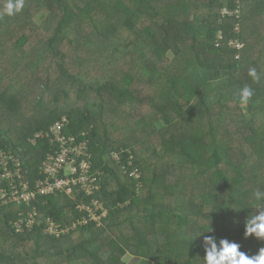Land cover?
<instances>
[{
  "label": "trees",
  "instance_id": "16d2710c",
  "mask_svg": "<svg viewBox=\"0 0 264 264\" xmlns=\"http://www.w3.org/2000/svg\"><path fill=\"white\" fill-rule=\"evenodd\" d=\"M5 2L0 8V32L25 20L33 8L48 9L42 25L45 37L37 53L31 51L34 58L26 63L31 71L27 74H36L43 61L51 64L46 56L53 55L51 50L63 41L78 42L89 53L87 60L77 63L76 73L82 68L89 73L92 64L100 65L103 74L93 88L99 93L97 100L73 105L69 90L79 98L91 86L82 84L61 58L54 61L52 56L56 75L37 85L39 94L28 107L42 118L30 129L25 126L28 121L22 126L10 122L28 103V93L17 109L22 91L14 81L16 75L7 83L0 81V124L7 123L0 127V147L22 156L36 177L49 145L43 139L32 143L30 138L67 117L66 131L85 132L93 168L103 172L94 195L108 214L101 227L91 222L54 237L44 234L40 223L17 232L14 223L20 207L0 203V264H118L124 251L134 256L129 264H150V257L155 264H201L206 235L217 242L234 240L250 255L264 247V240L244 236L246 218L256 214L258 206L264 207L253 189L258 184L264 191V68L259 72L264 63V0H24L23 9L14 16L3 15ZM223 7L236 11L222 15ZM219 30L223 37L216 46ZM230 39L243 42L239 59L228 45ZM27 42L29 38L21 34L16 40L18 51ZM26 59L22 56L21 62ZM120 62L127 66L117 68ZM188 66L189 75L181 77L178 72ZM249 68L258 70L261 79H247L254 94L243 105L236 93L246 86L242 77ZM195 79L208 84L199 85ZM210 83L217 91L206 90ZM48 99L54 109L44 108ZM108 106L119 114L125 112L132 136L140 139L124 143L114 138L111 128L117 126L113 120L106 123ZM215 106L219 111L208 113ZM137 107L138 116L133 117ZM142 107L150 110L146 119L138 112ZM202 113H208L207 118ZM262 120L260 129L256 124ZM166 127L175 132L152 142L151 136ZM14 128L29 137L24 152L9 136ZM138 141L143 142L142 153H136ZM120 150L127 179L120 178L119 166L109 164L110 153ZM35 155L38 160L33 164ZM129 156L131 165H126ZM133 168L138 169L141 183L147 177L149 183L143 185L148 193L142 209L128 210L138 201L136 179L129 176ZM46 198L45 204L36 202L40 215L51 214L62 224L86 214L65 195ZM155 198L160 200L153 202ZM117 229L125 239L122 243L113 234Z\"/></svg>",
  "mask_w": 264,
  "mask_h": 264
},
{
  "label": "built area",
  "instance_id": "2783aa9c",
  "mask_svg": "<svg viewBox=\"0 0 264 264\" xmlns=\"http://www.w3.org/2000/svg\"><path fill=\"white\" fill-rule=\"evenodd\" d=\"M234 11H236L234 8H221L222 15H230ZM222 37V32L219 30L216 46L220 44ZM228 45L236 50L234 57L239 59V50L243 47V42L230 39ZM68 127L69 120L62 116L48 127L36 131L34 137L30 138L32 143L43 139L49 145L38 164L36 177L29 173L27 167L25 169L22 167L17 153L10 148L0 147V203L15 204L20 207L18 211L20 217L14 223L17 232L31 229L35 223H40L44 234L60 237L91 222L99 225L100 221L107 217L108 209L94 195L101 187L100 175L103 172L93 168V157L85 132L68 133L66 131ZM110 160L120 168L124 167L121 169L126 172L121 150L111 152ZM126 165H131V156ZM129 172V176L134 178L139 173L137 168ZM56 193L70 198L75 202V209L79 212L85 211L86 214L77 217L69 224L60 223L51 214L40 215L36 202L45 204L46 197ZM81 196L89 199L81 200ZM25 208L28 210L25 211Z\"/></svg>",
  "mask_w": 264,
  "mask_h": 264
},
{
  "label": "rangeland",
  "instance_id": "374dc122",
  "mask_svg": "<svg viewBox=\"0 0 264 264\" xmlns=\"http://www.w3.org/2000/svg\"><path fill=\"white\" fill-rule=\"evenodd\" d=\"M3 2H4V0H0V8L3 5ZM235 3L238 4V2H235ZM47 15H48V9L47 8H40V9H34L33 8L28 13V17H26L25 20L19 22V24L13 25L9 30H6L5 32H0V81L2 83H7L11 78L14 77V75H16V80H14V81L19 86H21L22 93H21V97L18 99V103H17L15 108L18 109L19 108L18 106H21V101L23 102L25 99V93H28V96H29V98H26V99H28V103L27 104L24 103L22 105V107H20V114L18 116H14L10 120V122L13 123L12 125H14V123H15V125L22 126V124H23L22 121H28L29 123L25 124V126H28V128L30 129L31 127H33L37 123L36 120H39L40 118H42V117H39V113L37 112L38 110L35 111L31 106L28 107V105H29V103L33 104L35 99L37 98V96L39 94L37 85L40 83V81L41 80H44V81L48 80V78H50L52 81L56 75L55 70L58 67L56 66L55 62H52V56L54 57V61H59V59L61 58L62 64H66L68 70L70 69L71 71H73V73H74V75H76V77L82 78V80H83L82 84L91 86L90 88H87L84 91V93H81V97H79V98H75L74 93L70 92V90H69L70 99L68 101H70L71 104H73V105H76L78 103L84 104L88 100L95 101V100H97V98L99 96V93L97 91H95L93 88L95 86L99 85L97 80L100 82V80H101L100 76L103 74V70L100 67V65H94L92 67V64H91L90 69H89V73H85L83 71V68H82V70H80V73H76L77 63L79 61H82V59L87 60L88 59L87 56L89 55L88 51L85 48H83V46L78 42H73V43H69L68 41L61 42L58 45L56 51L51 50L53 55L51 54L49 56H46V57L50 58L51 64L46 62V61H43L41 64L37 65V68L39 65H41V66H40L39 71H37L36 74H33V73H31V75L27 74L26 71H29V70L26 69V63L29 61V59L34 58L33 54H31V53L32 52L37 53L38 49L41 47V45L43 43L41 41V39H43L45 37L44 36L45 32L42 29V25H43L44 20L47 17ZM39 27H41V28H39ZM29 28H33L34 33H29L28 32ZM21 34L26 35L29 38V42H27L23 46V48L20 51H18L19 47L17 46L16 40L18 39V37ZM73 38H75V36H73ZM81 39H83V37ZM59 55H60V57H59ZM22 56L27 57L25 63L21 62ZM34 60H36V59H34ZM118 65H120V66H118ZM83 66H85V65H83ZM116 66H118L117 68H122V67L127 66V63L126 62H120ZM93 68H96V69H93ZM262 68H264V63L260 65L259 72H261ZM29 72H31V71H29ZM178 74L181 77L185 76V78H186L189 75V66L185 69H182V70L180 69V72H178ZM249 78H251V77L249 76L248 73L242 77L246 86L250 87L251 86L250 83L247 82V79H249ZM224 79L226 81H228L227 77H224ZM200 81L204 82V80H200ZM200 81L196 80L197 84L204 85ZM205 84H208V83H205ZM208 88L212 92L217 91L216 88L211 87V83H210V85H208L206 87V90ZM100 92H102V91H100ZM63 100H65V99H61V101H63ZM51 102H52V100L48 99V101H46V103L44 104V108L47 107L46 109H54L55 104H54V102H53V104H51ZM229 104L234 105L235 102L233 101V103H229ZM243 105H245V104H243ZM107 109H108L107 114L109 116V119L106 120L107 121L106 123H109L111 120L116 122L117 129L111 128V132H112L115 139H117L119 141L122 140L124 143H126V142L132 143L134 141L136 142L137 138L140 139V137L134 138L132 136V132H131L132 124L125 117V112H122V113L120 112V114H119L118 110L113 109V107H111V106H108ZM137 109H138V107L133 110V117L138 116V115H136ZM110 111H114V112L111 113ZM149 111L150 110H148V108L142 107L138 112L146 119L147 117H149ZM217 111H219V108L217 106H215V107H212V109L209 110L208 113H214ZM32 113H34L36 115H30ZM40 113H43V112H40ZM208 113H202V116L207 118ZM45 114H46V112H45ZM154 114L156 115V117L158 116L157 113L154 112ZM204 117H202V119H205ZM0 118H1V116H0ZM261 122H263V120L258 121L256 124L257 127H259L260 129H261V125H263V124H261ZM6 124L7 123L2 122L3 126L0 124V127L6 128ZM198 127L203 129L204 126H198ZM166 128L169 129L167 132L165 131ZM166 128L159 130V132H157V134L154 133L153 136H151V141L152 142L158 141V139L162 138V136H167L170 133V131L175 132L174 129L171 127H166ZM10 130H12V131H9V136L11 137L12 141L16 142L19 145L20 149L24 152L30 143L29 137L26 138V136H25L26 132H24V134L22 136H20V132H21L20 129H18L16 132L14 131V130H16V128L10 129ZM149 130L153 131V128H150ZM154 137H155V139H154ZM244 144H246V143H244ZM135 148H136V153H142L143 152V142L138 141ZM17 156L19 157V159L22 163V167L25 169L26 166H25V163L23 161V157L20 156L19 154H17ZM32 158L33 159H31L30 161L33 164H36L37 160H38L37 156L35 155ZM109 164L111 166L116 165L112 162ZM121 168L124 169V167H121ZM122 169H121L122 173L120 174L121 175L120 178L122 177L124 179H127L125 176V170L123 171ZM129 174H130V172H129ZM135 179H136L135 180L136 181L135 191H136V194L138 197V201L131 203V206L129 207L128 210L142 209V205L146 201V193H148V189H146V186H145L146 183H149L148 181L146 182L147 177L145 176V178H143L144 182L142 181V183H141L139 181L140 174L138 173V175L135 176ZM143 183H145V185H143ZM253 184H256V183H253ZM256 185L257 186L253 185V187H254L253 189L262 191V188L259 187L258 184H256ZM154 189H156V187H154ZM224 195H225V192H224ZM159 200L160 199L155 198L153 200V202H157ZM121 205L122 204H120V206ZM13 209H15V207ZM125 212L128 215V211H125ZM104 221L105 220H102V221H100L99 225H94V226L95 227H101L102 225H104ZM113 234L117 237L118 243H122V241L125 240L120 236V232L118 229L114 230ZM129 241L132 242L131 239H129ZM133 260H134V256L131 255L130 253L124 251L120 255V259L118 261V264H122V263L123 264H129ZM148 262L150 264H155L154 259H152L151 257L148 258ZM201 264H205V261L203 263V260H201Z\"/></svg>",
  "mask_w": 264,
  "mask_h": 264
},
{
  "label": "clouds",
  "instance_id": "9594fccd",
  "mask_svg": "<svg viewBox=\"0 0 264 264\" xmlns=\"http://www.w3.org/2000/svg\"><path fill=\"white\" fill-rule=\"evenodd\" d=\"M24 7V0H6L3 15L14 16ZM248 74L254 82H259L261 74L255 68H249ZM253 89L244 86L236 93V98L243 104L253 96ZM260 205H264V191L255 193ZM211 232V228L209 231ZM245 238L252 236L257 240H264V207L258 206V211L251 217H247L244 224ZM205 264H264V247L258 249L255 254L242 251V245L234 240L222 238L217 242L211 235L203 237Z\"/></svg>",
  "mask_w": 264,
  "mask_h": 264
}]
</instances>
